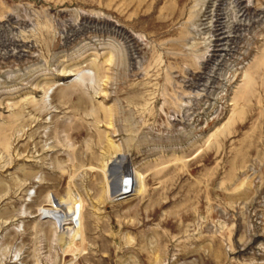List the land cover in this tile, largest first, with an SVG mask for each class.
<instances>
[{"label": "rangeland", "instance_id": "374dc122", "mask_svg": "<svg viewBox=\"0 0 264 264\" xmlns=\"http://www.w3.org/2000/svg\"><path fill=\"white\" fill-rule=\"evenodd\" d=\"M216 3L243 20L235 0H0V264H264V14L205 92ZM85 15L139 58L96 31L67 46Z\"/></svg>", "mask_w": 264, "mask_h": 264}, {"label": "bare ground", "instance_id": "6f19581e", "mask_svg": "<svg viewBox=\"0 0 264 264\" xmlns=\"http://www.w3.org/2000/svg\"><path fill=\"white\" fill-rule=\"evenodd\" d=\"M235 4H236L235 7H237L238 12L241 13V14H239V15H241L240 17L241 18L243 17V20L236 19L232 22L225 20L228 17H225V19H224L223 16L225 15V13H223V14L220 13L223 11V9H222L223 4H220V3L217 4L216 3L214 5V8L211 11L208 10V9H210V7H208V9L206 10L204 19L200 23V27H201L200 32L203 33L204 31H207V32H210L212 35L215 36V38L213 37L214 38V40H213V43H214L213 47L214 48L212 50V55H211L212 57L210 56L209 57L210 59L206 63V67L208 68V66H212V70L210 71V74L201 75V77L198 78L199 81H203V82L206 81V83H204V85H203L205 88V92L206 91L211 92L215 89L216 85H221V80H220V78H218L217 70L221 71L219 69L222 68V66H223L222 64L223 63L228 64L229 63L228 61L229 60L231 61L239 53L238 48L240 45L241 38L244 37L243 33L246 30L250 29V27L253 25V24L251 25V23H253V21H257L264 14V9L259 8V9L252 10L250 5L249 6L245 5L244 0H235ZM233 9H234V7H233ZM88 17H90V16L85 15L83 17L84 19H82L81 23H69V25L67 24L68 27L66 29H64V31L62 30L64 33L63 35H64L65 43L67 46L71 45V43H74V41L77 39V37L85 36L87 33L90 34V32L96 31V32L104 33V34L108 35L109 37H113L114 39L117 38L116 40L121 39V41H124V43H126L128 49L130 51L131 58H133L135 61L139 58L141 50L139 49V46H138V41H140L138 39V37L130 34L129 32L122 30V28H119L118 25H109L110 22L108 20L107 21H102V20L98 21V20L90 19ZM244 17H245V19L246 18L247 19L245 20ZM11 18H13V17H11ZM18 20H20V19H18ZM18 25H19V23H18ZM18 28H20V26ZM87 39H89V38H87ZM83 42H85V41L83 40ZM11 43H12V45H14L17 48V50L10 52V55L13 56L14 58H16V59L23 58L26 56L27 53H29L28 52L29 50L27 51L25 49H29L31 46L30 44L24 43L23 41H21V39L20 40L19 39H12ZM242 51H244V50H242ZM28 55H30V54H28ZM136 56H138V57H136ZM86 77H87V79H91L90 75H87ZM86 77L85 76L82 77L81 81H84ZM125 165L126 164L124 162V159H122L121 157L120 158L115 157L109 162V171L112 172V175H111L112 189L110 190V194L113 197L115 194H118V192L121 191ZM120 172H122V175H123L121 180H119V178H118L119 177L118 175ZM66 198H68V197H66ZM74 201L75 200H73V202L71 201V203L66 205L67 208L64 209V205L61 203L58 204L56 201V198L55 199L53 198L52 202L57 207L55 216L57 219H59V221L61 223L60 226H62L61 228H63V229H66L67 227H69L67 220L69 218L68 217L69 211H71L70 207L73 206ZM59 215H61V216L59 217Z\"/></svg>", "mask_w": 264, "mask_h": 264}]
</instances>
